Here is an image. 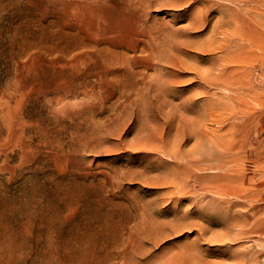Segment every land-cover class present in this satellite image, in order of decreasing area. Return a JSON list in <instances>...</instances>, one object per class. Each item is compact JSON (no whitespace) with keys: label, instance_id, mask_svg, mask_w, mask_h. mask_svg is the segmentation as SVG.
<instances>
[{"label":"rangeland","instance_id":"obj_1","mask_svg":"<svg viewBox=\"0 0 264 264\" xmlns=\"http://www.w3.org/2000/svg\"><path fill=\"white\" fill-rule=\"evenodd\" d=\"M0 264H264V0H0Z\"/></svg>","mask_w":264,"mask_h":264},{"label":"bare ground","instance_id":"obj_2","mask_svg":"<svg viewBox=\"0 0 264 264\" xmlns=\"http://www.w3.org/2000/svg\"><path fill=\"white\" fill-rule=\"evenodd\" d=\"M235 156H236V155H235ZM227 160H228V159H227ZM225 162H226V161H225ZM230 180H231V179H230ZM231 182H233V180H232ZM236 191H237V190H236ZM223 195H224V194H223ZM235 195L238 196L239 194H235ZM250 195H251V194H250ZM240 196H241V195H240ZM243 196H245V195H243ZM238 198H240V197L238 196ZM245 198H246V197H245ZM249 198H250V197H249ZM241 199H242V198H241ZM246 199H247V198H246ZM258 199H259V198H258ZM236 200H238V199H236ZM236 200H235V201H236ZM252 200H255V199H252ZM239 201H240V200H239ZM256 201H257V200H256ZM256 201H255V202H256ZM242 202H243V201H241V203H242ZM246 202H247V201H246ZM253 202H254V201H253ZM249 203H250V201H249ZM231 205H233V204H231ZM231 205H230V206H231ZM230 206H229V207H230ZM253 206H254V205H253ZM257 222H258V221H257ZM255 224H256V223H255ZM255 224H254V225H255ZM232 227H234V228L236 229V233L238 234V236H236V237H239V234L242 233L243 230H244V226H243V225H232ZM252 227H253V226H252ZM252 227H251V228H252ZM247 229H248V228H247ZM248 230H249V229H248ZM262 230H263V229H262ZM262 230H261V229L258 230L259 233H260ZM244 231H245V230H244ZM255 232H256V231H255ZM262 232H263V231H262ZM245 233H246V232H245ZM247 233H248V232H247ZM256 233H257V232H256ZM259 233H258V234H259ZM250 234H251V233H250ZM260 234H262V233H260ZM246 235H247V234H246ZM236 239H237V238H236ZM241 239H242V237H241Z\"/></svg>","mask_w":264,"mask_h":264}]
</instances>
